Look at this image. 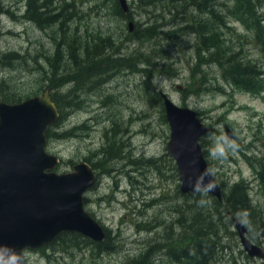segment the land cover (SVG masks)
<instances>
[{
  "label": "rangeland",
  "instance_id": "obj_1",
  "mask_svg": "<svg viewBox=\"0 0 264 264\" xmlns=\"http://www.w3.org/2000/svg\"><path fill=\"white\" fill-rule=\"evenodd\" d=\"M29 1L0 0V98L18 103L42 95L53 79L56 89H50L51 94L59 97L64 116L49 128L47 150L61 158L58 172L71 171L82 161L96 169L99 182L86 193L85 208L106 228L112 249L100 253L89 238L68 232L43 248L26 249V264H147L141 255L152 246L157 255L153 264H178L167 256L177 238L191 232L184 218L193 201L182 194L176 163L167 154L171 127L162 98L152 91H163L177 104L195 109L213 128L202 139L209 166L225 193L245 179L253 208L249 224L256 223L253 231L249 229L250 238L264 249V173L259 171L264 159V44L259 37L260 18L264 33V0L257 4L259 12L246 19L233 10V0H155L157 5L127 0L128 13L119 0H38L44 13L59 17L58 23L44 27L27 17ZM199 19L211 29L207 38L198 37L188 25L197 26ZM130 21L135 30L164 24L178 33L136 40L130 35ZM110 36L112 47L106 43L107 53L97 62L116 54L119 47L121 54L116 56L125 57L134 52L146 56L157 49L163 54L156 59L158 69L165 68L164 73L150 77L133 66L128 65L129 70L122 63L120 69L111 64L114 69L108 75L83 68L78 75L83 82L78 84L70 69L77 68L84 45ZM219 42L228 55L243 60V67L246 62L258 67L261 75H256L253 87L225 78L224 74L235 76V67L223 72L215 64H205L209 89L199 84L198 70L192 76L197 49ZM71 43L82 47L77 58ZM10 53L19 59L6 64L4 55ZM53 65L60 68L57 76ZM65 103L72 105L64 108ZM226 125L235 132L238 147L216 159L211 150L217 138L226 136ZM64 129H70L64 138L53 135ZM197 196L198 205L205 206L201 215L204 209L206 217L215 213L204 231L217 233L219 227L220 241L229 248L216 249L211 264H264V258L251 257L244 249L227 207L216 205L209 193Z\"/></svg>",
  "mask_w": 264,
  "mask_h": 264
},
{
  "label": "water",
  "instance_id": "obj_2",
  "mask_svg": "<svg viewBox=\"0 0 264 264\" xmlns=\"http://www.w3.org/2000/svg\"><path fill=\"white\" fill-rule=\"evenodd\" d=\"M119 1L128 13L127 0ZM134 28L130 21V31ZM161 93L171 127L167 154L175 160L181 191L198 194L189 178L195 183L201 173L211 170L201 143L212 127L195 109ZM59 116L50 90L19 103L0 100V264H25L26 249L50 244L64 232H78L96 241L107 238L103 225L85 208V193L97 182L92 165L83 161L72 171L59 173L55 168L60 157L47 151V131ZM225 129L232 141L233 130L228 125ZM208 181L216 185L208 192L222 200V186L215 175L206 176ZM231 218L248 253L264 257L262 247L246 236L244 223L232 214Z\"/></svg>",
  "mask_w": 264,
  "mask_h": 264
},
{
  "label": "trees",
  "instance_id": "obj_3",
  "mask_svg": "<svg viewBox=\"0 0 264 264\" xmlns=\"http://www.w3.org/2000/svg\"><path fill=\"white\" fill-rule=\"evenodd\" d=\"M176 1V0H174ZM234 1V8L233 10H238L237 14L241 16V18L246 19V17L251 16L252 13L254 12H259L257 9V4L262 3V0H233ZM147 3H151L153 5H157V1L155 0H147ZM201 7V5H198ZM42 7H39L38 5V0H30L28 9H27V17L30 20H34L37 23H39L41 26H45L48 24H55L58 23L59 17L51 14L48 15L44 13L42 10ZM120 8L118 7V11ZM131 10V9H130ZM214 15V14H213ZM246 16V17H245ZM261 18L259 19V28H260V33L259 37L262 39V44H264V33H263V25L261 23ZM203 22L201 19L197 20L196 23H198L197 26L195 25H190L191 30L195 31L198 34V37H208V32L211 30L210 27H207L206 24H202ZM201 28V30L199 29ZM131 36L133 35L134 39L136 40H154L158 35H162L164 38H169V37H174V35L178 32H175L174 30L171 29H166L164 24H159L158 26L156 25H151L143 30L139 31L138 28L133 32H130ZM182 33V32H179ZM159 37V36H158ZM111 36L108 38H105L100 40L99 44H95L94 42L96 39L90 44L89 42L84 45L85 50L83 54L79 50L82 49V47L77 48L74 46L73 43L69 45V48L72 52L73 57L75 56L77 58L76 53L80 54L79 57V62L77 63L78 66L77 68H73L72 71L70 69V73H72V78L80 84L83 82L82 78L78 75L82 73L83 68L87 69V73L93 74L97 69L98 72L96 73L97 75H108V71L113 70L114 68L111 66V64L116 65V67H119L120 69V63H122L121 66H133L135 67L134 69H140L141 72L150 74V77L152 75L159 74L160 72L164 73L165 68L163 69L162 67L158 69V66L161 64L159 62H156V59L159 58L162 59L163 54L160 52V50L156 51L157 49L153 50L151 54H147L146 56L143 53L140 52H134L131 56L125 57V56H116L118 54H121L119 51L121 50V47H119L116 52V54H112L111 56H108L104 60H101L97 62L95 59H98L102 56H105L107 53L105 51L106 48H103L106 43H109V47L111 48ZM105 47H107L105 45ZM16 53H10L9 55H4L5 61L7 60L6 64L11 63L12 60H18L19 56L15 55ZM230 54L229 51L226 48V45L219 43H215L214 46L207 45L203 46L196 51V66L192 68V76L194 77L193 73H195V70H198V73H196L198 77V81L200 85H203L206 89H209L210 87L208 84H206L209 80L207 78V72L203 71V66L205 64H215L219 66L223 72L230 67H235V76L234 77H229L224 74L225 78L229 81H234V82H240V85H242L245 88H250L253 87V84L255 82V79H258L256 75H261L260 71L258 70V67L255 65H252L251 62H246L245 64L247 65L246 67H243V60L234 58L235 56L228 55ZM116 57H115V56ZM120 57V58H119ZM48 60L51 62V59L48 57ZM155 60V61H154ZM126 64V65H123ZM141 65H143L141 67ZM252 65V66H251ZM129 67V66H128ZM156 68L155 71L153 68ZM251 68V69H250ZM59 67L58 65H53V76H57L59 74ZM131 70V67H129ZM139 71V70H138ZM139 71V72H140ZM155 72V73H154ZM161 74V73H160ZM171 74V73H170ZM54 78V77H53ZM202 78V79H201ZM146 81H148V78H146ZM50 89H56L54 85V81L52 78H50ZM83 86H78L77 88H81ZM252 89V88H251ZM155 93L159 99L162 97L160 96L161 94L156 91H152ZM53 100L55 103L58 105L60 109V119L64 116V109L63 105L59 101V97L57 95H52ZM162 100V99H161ZM20 102V101H19ZM162 103V102H161ZM71 103H68L64 108H67L71 106ZM59 122V121H58ZM115 128V127H114ZM59 132V133H58ZM68 132H70V129H64L62 131H55L53 133L54 136L58 138H64L66 135H68ZM51 135V129L48 130L47 132V137H50ZM103 149V147H102ZM101 149V153H105L104 149ZM112 153V151H110ZM260 172L264 173V159L260 161ZM250 187L246 183L245 179H242L241 181H238L234 184V186L229 190L228 193L224 194V200L221 202L217 198H215L214 203L219 206H226L228 209V219L231 220L229 217V213L231 212L233 215H236L240 220H242L245 223V226L247 230L253 231L254 228H256V223H250V215L251 211L253 210L252 208V202L250 199ZM184 197H186L189 200H192L193 202L191 204H188L187 210L189 212L188 216H185V219L188 220V227H190L191 231L190 234L184 233L183 236L178 237L176 242L173 244V246L169 249L168 252V259L171 262L178 263V264H211V262L215 258V250H220L224 252V250H228L229 248L226 245H223L220 243V236H218V230L219 227L216 229L217 233L212 232V234H208L204 231V226L211 224L210 220L212 218V215H215V213H210L209 216L206 217V211L203 215H201L202 210L205 206H199L198 205V196L199 194H185L182 192ZM212 196V195H211ZM247 215V216H246ZM249 218V219H248ZM196 222H201V225L199 227H193ZM197 232H195V230ZM203 228V230H202ZM65 234V233H64ZM62 234V235H64ZM77 234V233H74ZM62 235L59 238H62ZM58 238V239H59ZM89 242L94 243L99 250V252L103 251H109L112 249V239L110 236H108V239L104 242H96L92 241L90 239H87ZM57 241V240H56ZM55 241V242H56ZM54 243V242H53ZM217 243V244H216ZM154 246L149 247L142 255H141V262H146L147 264H153L154 262L152 260L156 259V252L154 251ZM153 258V259H152Z\"/></svg>",
  "mask_w": 264,
  "mask_h": 264
},
{
  "label": "clouds",
  "instance_id": "obj_4",
  "mask_svg": "<svg viewBox=\"0 0 264 264\" xmlns=\"http://www.w3.org/2000/svg\"><path fill=\"white\" fill-rule=\"evenodd\" d=\"M221 138L223 143H221ZM237 147L238 145L235 144V141L229 140L226 136L220 137L215 141L214 147L211 150V155L216 159H223L226 158L228 149L234 151ZM210 175H213L212 171L205 170L197 177L195 183L189 178V184L192 186L193 191L206 194L208 191L214 190L216 185L212 181L205 183V177Z\"/></svg>",
  "mask_w": 264,
  "mask_h": 264
},
{
  "label": "bare ground",
  "instance_id": "obj_5",
  "mask_svg": "<svg viewBox=\"0 0 264 264\" xmlns=\"http://www.w3.org/2000/svg\"><path fill=\"white\" fill-rule=\"evenodd\" d=\"M151 4V3H150ZM152 5V4H151ZM129 7V6H128ZM129 11H130V8H129ZM41 26V25H40ZM214 28V27H213ZM155 45V44H154ZM130 70V69H129ZM202 79V78H201ZM103 150V149H102ZM106 153V152H105ZM250 196V195H249ZM227 212V211H226ZM228 214V213H227ZM231 212L229 213V216H231ZM233 215V214H232ZM245 225V224H244ZM246 227V226H245ZM218 234V233H217ZM221 243V242H220ZM217 244V243H216ZM25 258V257H24ZM25 264H26V261H25Z\"/></svg>",
  "mask_w": 264,
  "mask_h": 264
}]
</instances>
